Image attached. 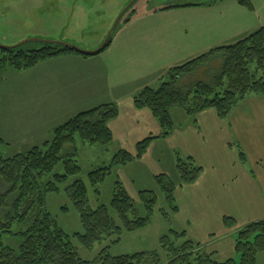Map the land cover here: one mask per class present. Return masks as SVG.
Returning a JSON list of instances; mask_svg holds the SVG:
<instances>
[{
    "label": "rangeland",
    "instance_id": "rangeland-1",
    "mask_svg": "<svg viewBox=\"0 0 264 264\" xmlns=\"http://www.w3.org/2000/svg\"><path fill=\"white\" fill-rule=\"evenodd\" d=\"M129 1L0 0V44L4 45L0 47L15 45L25 39L35 37L57 42L63 41L84 50H95L105 40L117 16ZM212 1L214 0H137L124 13L112 35V41L106 49L107 53L123 48V60L118 62V67L116 66L117 61L114 59L120 57L118 53L105 56L104 58V60L109 61L111 64L110 69L107 70L110 71L111 83L113 82L112 78L116 81L112 94L115 99L113 104L118 107L119 114L117 118L110 122L114 130V139L109 144L83 143L79 140L77 150L73 148L68 149L72 157L81 165L82 171L76 176H69L64 183L60 184L59 193L50 192L47 194V207L66 231L70 233L83 231L79 214L74 207L70 195L73 190V187L70 185L75 178L86 181L90 188L89 204L93 207L102 203L110 204L116 180L124 182L130 195L134 198V203L141 215L146 214L144 205L139 197L141 191H155L158 194L159 202L155 207L151 224L136 231H124L119 243H112L113 240L118 238L115 236L102 243H97L93 249H87L77 239H74L78 253L84 259H93L105 246H109L110 252L115 256L140 251H161L160 237L169 233L170 229H175L179 232L186 231V238L194 241V243L204 245L205 251L214 252V258L219 261H225L229 258H234L237 262L240 260V255L231 248V243L235 240L237 234L235 229L242 223L241 219L239 221L234 220L233 225H227L224 221L225 227L229 230L226 231L221 228V224L219 223L220 218L215 214L210 219H208V216L202 215L200 218L190 222L186 220L187 218L183 214L172 212L169 209L171 221L167 222L163 218L162 209L166 208L167 204L163 194L159 190L155 176L160 173H166L178 184L180 178L176 167L177 158L180 156L186 159L190 156L178 148L174 152L168 145V142L165 141V138H160L159 142L152 144L144 154V157L138 160V162L124 169L122 166L114 168L112 174L99 185L101 195L96 194L90 186L89 181H87L88 172L109 165L119 149L123 148L135 152L136 144L139 141L149 136L159 135L162 131L150 111L147 108L137 109L134 106L133 99L136 94L145 88L146 84L152 85L155 88L158 87L161 84L159 83V79L165 71L159 69L161 68L159 64H153L151 66L152 69L149 71L150 63L147 61L131 62L130 60L136 57H129L125 52L128 50L127 48L135 49L137 46H151L149 42L153 39L162 38L159 33H163L167 28L171 29L170 34L176 33L175 39L180 47H184L190 42V40L182 39L183 30L189 25L197 24L196 26H198L200 24H207L209 34L217 31L218 28L228 23L222 20V9L237 7L240 3L238 0H218L214 4H208ZM251 1L257 4L258 7H260L261 3H264V0ZM244 7L245 11H248L249 8ZM154 10L161 12H158L159 14L148 13L149 11L156 12ZM129 20H132V24L127 25ZM143 24L147 26L146 29L141 26ZM143 38H146V40H143ZM128 41L132 42V47ZM136 41L138 42L135 44ZM43 44L44 42L30 41L22 46L24 49H36L40 48ZM176 48L178 49V47ZM180 56L181 54H177V57ZM87 59L90 58L87 56ZM222 62L223 60L216 59L207 68L211 69L212 73L221 67ZM167 63L171 65L169 62ZM163 64L165 63L163 62ZM90 66L95 67L96 64H91ZM255 66L256 64L253 65V68ZM58 69V72H56L59 74L57 78H39L40 74L38 73L41 72L40 66L25 71H17L7 67L0 72V118L3 117L4 120V122H0V128L3 132L7 131L9 133L8 125L12 126L19 123L20 128L15 125V129L18 128V132L23 130L22 134L27 133L26 135L32 136V133L35 135L40 133V135L33 138L32 143L9 142L10 144H2L0 150L4 157H11L19 152L28 151L34 146L33 144H40L42 146L44 141L53 137L52 134L45 136L47 128L63 124L77 115L79 110L90 108L92 103L103 102L99 100L92 101V97L85 100L84 97H81L77 93V89L82 87L84 81H87L85 76H80V78L76 79L72 77L71 79L70 77H66L65 73H61L62 69L60 67ZM210 79V75H206L205 71L200 70L191 79V82H209ZM168 80L169 78L167 77L164 81ZM31 81L32 83L29 85ZM25 84L28 86L24 88ZM19 88H23V90L19 92L18 101L16 100L15 104H12L8 108L7 105L10 99L13 98L12 94H15ZM245 100H241L226 117L220 118L230 124L238 115L246 117L249 102L247 103V100ZM41 102H43V106L32 113V116L34 115L37 121L33 123L35 124L34 126H31V132L29 127L21 124L26 122L25 118L29 115L23 108L28 107L29 104L39 105ZM245 102L247 104H243ZM17 103L18 105L16 106ZM17 109L21 118L20 121L16 117ZM211 111L215 110L209 108L203 110L204 114L201 117L198 114L202 111L187 117L189 119H195L196 117L210 119L212 117L209 115ZM184 113L180 107L172 109L174 125L179 124L184 117ZM193 128L197 130L201 128V131L199 134L189 135L185 146L194 151L196 156L192 160L197 166H203L205 172H202L201 178L199 176L194 182L182 185H192L188 188V194L192 198H195L200 186L196 189V185L193 183L197 182V180V183H199L201 179L205 180V178L211 182L212 176L218 173L219 169L222 167H232L236 155L240 157V152H245L238 144L236 138L232 137L231 126H227L228 132L224 129L223 133H219L218 135H211L205 132V127H201L200 125H195ZM210 128L213 129L214 127ZM9 138H11L10 135ZM222 141H227L228 146L225 148L213 147L207 150L203 149V145L221 143ZM199 156L201 158L202 156L204 157V165ZM239 163H237V166ZM58 171L64 173L63 166H60ZM46 180H53V178L48 177ZM6 189L7 186L0 179V196ZM187 201L189 203L190 199ZM176 204L179 206L178 199ZM113 217L119 223L117 215L113 213ZM227 217L232 218L231 216ZM223 233L232 234L223 235ZM4 242L16 246L19 241L16 236L6 235ZM257 264H264V251L259 253Z\"/></svg>",
    "mask_w": 264,
    "mask_h": 264
},
{
    "label": "trees",
    "instance_id": "trees-1",
    "mask_svg": "<svg viewBox=\"0 0 264 264\" xmlns=\"http://www.w3.org/2000/svg\"><path fill=\"white\" fill-rule=\"evenodd\" d=\"M238 2L254 9L251 0ZM111 41L112 37L107 47ZM68 53L89 56L59 44H43L38 49L0 47V72L7 67L17 71L29 70L42 61ZM216 59L223 60L222 65L211 73L207 67ZM200 70L210 75V81L192 83L191 79ZM168 78L156 88L146 86L133 99L137 109H149L159 123L161 133L139 141L135 152L119 149L109 165L89 171L87 181L96 194L101 195L99 185L114 168L142 158L153 140L172 134L173 108L180 107L188 115L213 108L219 117L224 118L247 96L264 95V27L232 45L212 49L171 68ZM118 114L115 104H101L56 126L52 139L42 146H33L11 157H4L0 150V179L7 186L0 196V264H257L259 253L264 251V220L251 222L238 230L234 250L240 255L239 262L234 258L215 259L214 252H206L204 245L186 238V231L175 229L160 237L161 251L115 256L110 247L105 246L91 260L79 255L74 239L87 249L115 236L118 238L112 243H119L124 231H136L151 224L159 202L155 191H141L139 197L146 211L141 215L124 182L116 180L110 204L93 207L89 204L90 188L86 181L75 178L70 185L73 187L70 195L83 231H66L47 207V194L59 193L60 184L82 171L68 149L77 150L79 140L91 144L111 143L114 130L110 122ZM2 144L6 145V142L0 137V147ZM240 157L245 160L242 151ZM60 166H63L64 173L58 171ZM176 167L181 184L194 182L202 173V167L197 166L192 157L183 159L178 156ZM48 177L53 180L47 181ZM155 178L167 204L162 209L163 218L170 222L169 209L172 212L179 210L174 195L176 183L166 173ZM224 221L227 225L235 222L230 217H225ZM6 235L18 237V244L5 243Z\"/></svg>",
    "mask_w": 264,
    "mask_h": 264
},
{
    "label": "crops",
    "instance_id": "crops-1",
    "mask_svg": "<svg viewBox=\"0 0 264 264\" xmlns=\"http://www.w3.org/2000/svg\"><path fill=\"white\" fill-rule=\"evenodd\" d=\"M215 2L218 1L214 0L208 4H214ZM253 5L254 9L252 11L249 9L248 11H245V7L240 4L237 7L223 8L222 20L227 21L228 23L224 24L221 28H218L217 31L210 34L208 32L209 29H207V24L199 23L200 25L198 26H196L197 24L187 26L183 30L182 39L190 40V42L184 47H180L177 43V40L175 39L176 33L170 34L171 29L167 28L163 33H159L162 38L153 39L149 42L151 46H137L135 49L127 48L128 50L125 52L129 57H136L132 58V60H130L131 62L147 61L150 63L149 71L152 69L151 66L153 64L161 65V68L159 69L165 71L159 79V83H162L167 77H169V70L171 68L180 66L196 57L206 54L212 49L232 45L264 27V3H261L259 5L260 7H258L255 3H253ZM158 10H154L156 12L149 11L148 13L159 14L158 12L161 11ZM128 24H132V20H129V22H127V25ZM141 26H143L144 29L147 28L144 24ZM144 34L147 35L146 33ZM143 40H146V38H143ZM128 42L131 43L132 47V42ZM137 42L138 41H136L135 44ZM176 47H178V49ZM107 48L108 47H106L103 51ZM103 51L94 55H89L88 58L90 59H87V56L75 53L62 54L42 61L35 67L38 68L40 66L41 68V72L38 73L40 74L39 78H57V75L59 74L56 72H58L59 67L62 69L61 73H65L66 77H70L71 79L72 77L76 79L80 78V76H85L87 81H84L82 87L77 89V93L81 95V97H84L85 100L92 97V101H103L92 103L90 108L102 103H114L115 99L112 93L114 91V87L116 86V81L112 78L111 80L113 82L111 83L110 71H107L110 69L111 64L109 61L104 60V58L105 56H111L118 53L120 57L114 58L117 61L116 66L118 67V62L123 60V48L119 50H112L111 53H107V50L105 52ZM177 54H181V56L177 57ZM166 61L171 63V65ZM163 62L165 64H163ZM91 64H96V66L91 67ZM156 68L158 69V67ZM31 83L32 81L29 85H31ZM26 86L28 85L25 84L24 88ZM146 86L152 85L146 84L145 87ZM21 90H23V88L17 89V92L12 94L13 98L10 99L9 104L7 105L8 108L11 107L12 104H15L16 100L18 101V95ZM246 98L245 99L247 101L245 99L244 100L247 103L249 102L247 105V116L241 117L238 115L230 124L221 119L215 109V111H211L209 113V115L212 116L210 119L205 117L200 119V117L204 114L203 111L198 114L200 115L199 118L196 117L195 119H189L187 117L189 115L183 110L185 112L183 119H181L178 125H174L172 134L165 138V141L168 142V145L174 152H176V148H178L183 150L186 155L189 154V157L194 158V156H196L194 151L185 146L186 139L189 135L199 134L201 131V128L197 130L193 128V126L200 125L201 127H205L204 131L211 135L223 133L224 129L228 132L227 126H231L232 137L236 138L238 144L245 152V162L241 160L239 155H236L233 166L222 167L219 169L218 173L212 176L211 182L208 181L209 179L205 178V180L201 179L199 183H197L198 180L193 183L196 185V189L200 186L195 198H192L188 194V188L192 185H182L181 181H179L178 184L176 183L174 195L175 200H179V210L177 213L183 214V216L187 218V221L191 222L194 219L200 218L202 215L208 216V219H210V217L215 214L218 218H220L219 223L221 224V228L229 231L223 222L224 217L231 216L235 221H239V219L242 221L240 226L235 229L238 232L239 229L251 222L264 220V95H249ZM246 102L243 104H247ZM17 105L18 103L16 106ZM41 106H43V102L39 105L29 104L28 107L23 108V110H26L29 115L25 118L26 122L21 124L25 127H29L31 130V126H34L35 124L33 123L37 121L35 120V116H32V113L36 112V109ZM90 108H83L82 110H79V112ZM16 117L18 121H20L21 118L19 117L18 109ZM0 122H4L3 117L0 118ZM15 125L20 128L19 123L12 126L8 125L9 133L7 131L3 132L0 128V137L8 144L13 142H26V144L32 143L33 138L40 135V133L37 135L32 133V136L26 135L27 133L22 134L23 130L18 132V128L15 129ZM210 127L214 128L212 129ZM54 128L55 127L47 128L45 130V136L47 134L51 135ZM9 135L11 138H9ZM50 139L51 138L48 140ZM159 140L160 138L153 140L150 143V146L159 142ZM33 145L39 146L40 144ZM203 146L204 150L213 147L225 148L228 146V143L227 141H222L221 143ZM142 158L134 160L127 166H123V169L138 162V160H141ZM201 159L204 165V157L202 156ZM238 162L240 163L237 166ZM215 165H217V163H215ZM201 167L202 172L204 173V167ZM201 176L202 175L200 174L199 178H201ZM178 185L179 187L177 188ZM188 199H190L189 203L187 201ZM228 234L232 233H223V235ZM234 246L235 242L232 241L231 248H233V250Z\"/></svg>",
    "mask_w": 264,
    "mask_h": 264
},
{
    "label": "water",
    "instance_id": "water-1",
    "mask_svg": "<svg viewBox=\"0 0 264 264\" xmlns=\"http://www.w3.org/2000/svg\"><path fill=\"white\" fill-rule=\"evenodd\" d=\"M137 0H130L129 3H127L124 8L121 10V12L119 13V15L117 16L114 24L112 25L108 35L106 36L105 40L102 42V44L97 47L95 50H84V49H81L75 45H72V44H69V43H66V42H63V41H51V40H44V39H40V38H35V37H32V38H28V39H25L23 41H21L20 43H17L15 45H11V46H7L8 48H17V47H20L22 45H24L25 43L27 42H30V41H39V42H44V43H50V44H59V45H62L64 47H67V48H70V49H74V50H77L79 51L80 53H83V54H86V55H94V54H97V53H100L101 51H103L106 47H107V44L109 43V40L111 39L120 19L122 18V16L124 15V13L130 9V7L133 6V4L136 2ZM0 46H4L2 44H0Z\"/></svg>",
    "mask_w": 264,
    "mask_h": 264
},
{
    "label": "flooded vegetation",
    "instance_id": "flooded-vegetation-1",
    "mask_svg": "<svg viewBox=\"0 0 264 264\" xmlns=\"http://www.w3.org/2000/svg\"><path fill=\"white\" fill-rule=\"evenodd\" d=\"M44 44H50V43H44ZM38 49V48H37Z\"/></svg>",
    "mask_w": 264,
    "mask_h": 264
}]
</instances>
